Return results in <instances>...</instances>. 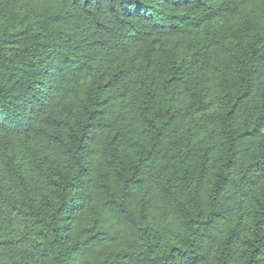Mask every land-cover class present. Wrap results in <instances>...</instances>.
I'll return each mask as SVG.
<instances>
[{"label": "trees", "instance_id": "obj_1", "mask_svg": "<svg viewBox=\"0 0 264 264\" xmlns=\"http://www.w3.org/2000/svg\"><path fill=\"white\" fill-rule=\"evenodd\" d=\"M0 1V264H264V0Z\"/></svg>", "mask_w": 264, "mask_h": 264}, {"label": "rangeland", "instance_id": "obj_2", "mask_svg": "<svg viewBox=\"0 0 264 264\" xmlns=\"http://www.w3.org/2000/svg\"><path fill=\"white\" fill-rule=\"evenodd\" d=\"M3 3L0 1V10L2 9Z\"/></svg>", "mask_w": 264, "mask_h": 264}]
</instances>
